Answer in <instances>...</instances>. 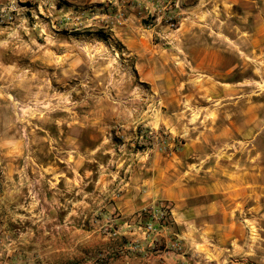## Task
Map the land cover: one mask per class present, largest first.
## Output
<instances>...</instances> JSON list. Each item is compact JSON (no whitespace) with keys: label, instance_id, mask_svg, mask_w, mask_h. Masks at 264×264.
I'll use <instances>...</instances> for the list:
<instances>
[{"label":"rangeland","instance_id":"374dc122","mask_svg":"<svg viewBox=\"0 0 264 264\" xmlns=\"http://www.w3.org/2000/svg\"><path fill=\"white\" fill-rule=\"evenodd\" d=\"M0 264H264V0H0Z\"/></svg>","mask_w":264,"mask_h":264},{"label":"crops","instance_id":"0c3cea01","mask_svg":"<svg viewBox=\"0 0 264 264\" xmlns=\"http://www.w3.org/2000/svg\"><path fill=\"white\" fill-rule=\"evenodd\" d=\"M132 150H129V152ZM135 155V154H134ZM139 155H143V154H137L136 156ZM157 157L159 158L158 164L160 165V155L158 154H154L152 156V158L154 159V161L152 162V171L154 170V172L152 173V177H146L139 175V173L135 174V177L132 176L131 178H129V180L124 181V183L122 182V185L124 186V188L128 189L126 192H124L118 199L117 202V208L120 210V212L126 216L137 212L140 207H137L136 204L141 201L142 199L140 198H136L134 196L131 195V190L132 189H138L140 188L142 185H147L148 188L150 189V192H148L149 196H153V199L155 198H160V199H169L172 200L173 202L177 203V202H183V203H187L190 201H193L196 198H205L204 196L206 195H211V194H215L214 196H208L211 197V202L215 201L218 199L219 202H215L214 205H210L207 207L208 211H206V213H210L213 214L212 210L213 208H216V206H218L219 209H223L224 208V204L220 203L221 200H225V195L224 191L226 190L227 185L225 183L220 182L219 180L213 178L212 182H208V181H204V182H200L199 184L196 185H192V187H189L188 189H185L184 186H182L181 184H172L171 180L169 178H167L166 183L165 181V177L166 175L164 174V170L159 169L157 167ZM144 157H142L141 159H143ZM162 165V164H161ZM160 165V166H161ZM138 167V166H137ZM134 171L136 169V166L134 167ZM213 173V172H212ZM210 173V176H214V174ZM215 177V176H214ZM170 180V181H169ZM58 182V184H57ZM57 182H52L49 181V184H51V187L53 186L54 188H58V192H61V184L64 185V187H66V184H76L75 181H70L71 183H67L66 181H62L61 179L58 180ZM175 185V186H174ZM254 186V185H253ZM165 187V188H164ZM242 187V186H241ZM240 187V188H241ZM259 187V185H258ZM130 189V190H129ZM172 189V191H170ZM255 190L252 189V192H254ZM241 193H244L243 188L240 190ZM222 196V197H221ZM252 196H255L254 193H252ZM148 198V197H147ZM149 202V200L144 201V204ZM48 206L46 207L48 209V216H49V220H53L50 212V208L53 206V202H52V198H50L47 201ZM64 204V201H61V199L58 200L57 203V207L58 209H60V207ZM143 204V205H144ZM58 217H60V215H57ZM226 216V214H225ZM179 220L180 222L183 221V215H179ZM204 216L203 214L200 212L197 219H203ZM48 220V221H49ZM222 221L224 224H222V226L225 228V221L226 218H222ZM51 231V229H49ZM49 230H48V234H49Z\"/></svg>","mask_w":264,"mask_h":264},{"label":"built area","instance_id":"2783aa9c","mask_svg":"<svg viewBox=\"0 0 264 264\" xmlns=\"http://www.w3.org/2000/svg\"><path fill=\"white\" fill-rule=\"evenodd\" d=\"M168 208V207H167ZM154 212H156L155 214V216H156V218L158 219V220H160L161 222H163L164 221V219H165V216H166V210H163V209H155V211ZM171 247L173 248V250H175V251H178V250H180V245L178 244V243H176V242H173L172 244H171Z\"/></svg>","mask_w":264,"mask_h":264}]
</instances>
